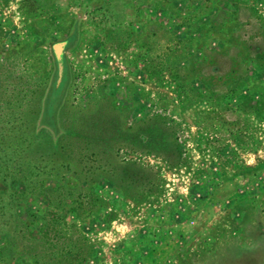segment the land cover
<instances>
[{"label": "rangeland", "instance_id": "374dc122", "mask_svg": "<svg viewBox=\"0 0 264 264\" xmlns=\"http://www.w3.org/2000/svg\"><path fill=\"white\" fill-rule=\"evenodd\" d=\"M72 208L86 264H264V0H0V264Z\"/></svg>", "mask_w": 264, "mask_h": 264}, {"label": "trees", "instance_id": "16d2710c", "mask_svg": "<svg viewBox=\"0 0 264 264\" xmlns=\"http://www.w3.org/2000/svg\"><path fill=\"white\" fill-rule=\"evenodd\" d=\"M69 38L72 42L73 39H71L70 36ZM63 40L67 43V39ZM65 49L67 50L66 44ZM55 57L59 66V73H56L55 68L46 97V105L52 107L51 112H55L59 108L63 94L65 93L66 85L68 84V77L70 74L69 65L65 54L61 51L60 55L58 57L55 55ZM56 83H58V85H56ZM50 103H52L53 105H51ZM47 120L50 122V125L51 123L55 122L50 119ZM83 201L84 200H80L79 206L82 205ZM94 213H96V211H94L92 208L82 209L80 211L72 208L68 211H48L46 213L49 218L47 217L45 223L41 227L43 241L49 244L50 247L48 248H51L49 252L53 251L52 245L55 244L53 243L54 238H57L62 243V247L59 249L58 257L54 264L87 263L86 260L91 255L92 249L95 247V243L90 240V237H88L83 232V229L76 222H68L66 219L68 214H74L76 217H88L89 215H93Z\"/></svg>", "mask_w": 264, "mask_h": 264}, {"label": "water", "instance_id": "95a60500", "mask_svg": "<svg viewBox=\"0 0 264 264\" xmlns=\"http://www.w3.org/2000/svg\"><path fill=\"white\" fill-rule=\"evenodd\" d=\"M77 30H78V19L75 21V24L73 26V31H72V34L70 35L71 39H74L76 37ZM64 44H65L64 40L51 43L50 48L54 49L55 55L57 57L60 55V52L62 51L61 48L64 46Z\"/></svg>", "mask_w": 264, "mask_h": 264}, {"label": "flooded vegetation", "instance_id": "af4514ba", "mask_svg": "<svg viewBox=\"0 0 264 264\" xmlns=\"http://www.w3.org/2000/svg\"><path fill=\"white\" fill-rule=\"evenodd\" d=\"M61 80V79H60ZM58 83H59V81H58ZM58 83H56V85H58ZM46 98H45V101H44V104H43V110H42V112L44 113V115H45V117L47 118V119H50V120H54V117H55V112L53 111V112H51V109H52V107H49V106H47L46 105ZM51 105H53L52 103H50Z\"/></svg>", "mask_w": 264, "mask_h": 264}]
</instances>
